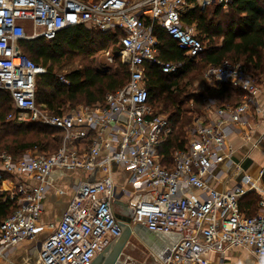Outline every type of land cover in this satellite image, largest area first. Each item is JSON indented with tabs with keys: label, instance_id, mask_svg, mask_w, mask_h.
<instances>
[{
	"label": "built area",
	"instance_id": "1",
	"mask_svg": "<svg viewBox=\"0 0 264 264\" xmlns=\"http://www.w3.org/2000/svg\"><path fill=\"white\" fill-rule=\"evenodd\" d=\"M200 7L227 8L234 0H194ZM188 0H0V89L11 98L6 119L36 123L60 131L52 152L29 149L12 157L0 150V179L13 180L9 214L0 220V264L22 241L43 228V200L56 170L84 171L87 180L73 186V195L57 224L46 226L36 264H91L121 233L114 201L125 200L124 216L159 233H178L179 239L160 255L161 264H214L210 254L232 248L247 249L256 264H264V189L244 176L248 186L218 189L211 184L222 175L221 164L231 158L229 137H251L249 107L264 96V72L254 74L241 63L223 60L206 68L205 80L226 83L241 91L236 105L209 101L214 117H194L185 127V145L171 155V165L157 153L171 132L165 113L149 102L148 68L176 76L183 60L161 58V42L154 28L163 30L183 56L197 58L206 44L182 16L194 4ZM83 25L118 35V55L128 66V80L107 92L102 104L80 105L61 114L35 101L36 77L46 68L26 56L23 40L53 39L64 28ZM59 80L68 84L63 76ZM258 113L261 108L255 107ZM117 167L128 172L121 181ZM6 174L8 177H4ZM33 180L30 185L20 178ZM264 175V168L259 171ZM10 177V179H9ZM12 177V179H11ZM249 192L258 195L257 211L240 210ZM58 193H62L59 189Z\"/></svg>",
	"mask_w": 264,
	"mask_h": 264
},
{
	"label": "trees",
	"instance_id": "2",
	"mask_svg": "<svg viewBox=\"0 0 264 264\" xmlns=\"http://www.w3.org/2000/svg\"><path fill=\"white\" fill-rule=\"evenodd\" d=\"M182 22L194 25L196 36L206 43L205 50L194 59L183 56L176 43L163 30L155 27L154 33L161 42V58L183 60L185 67L173 77L164 75L155 67H149L146 82L150 104L156 111L165 113L170 121L171 132L157 150L161 161L169 166L172 153L185 145L184 128L192 119L186 109L190 99L202 105L208 97H214L221 102L231 100L232 105H236L241 98V91L226 83H218L217 89L207 87L205 91L189 94L183 87H179V79H184L192 71L218 65L223 60L241 63L256 75L264 72V0H234L226 11L215 4L200 7L194 1L183 14ZM110 44L115 57L113 67H96L86 62L62 75L67 85L59 80L56 66L63 59L67 60L74 55L89 58ZM20 47L26 56L46 68L45 73L36 77L35 101L44 104L52 113L61 114L79 104H102L107 92L122 87L128 80V66L120 61L118 55L120 46L117 33L75 25L62 29L50 40H23ZM233 94L236 97L234 100L231 99ZM10 105L9 92L0 89V150L18 157L32 148L51 152L58 148L59 130L36 123L18 125L7 120ZM247 195L250 197L240 203L239 208L241 210L246 207V211H241L253 215L257 210L255 193L249 192ZM10 205L11 202L8 199L2 200L0 195V220L9 214ZM251 207L253 210H249Z\"/></svg>",
	"mask_w": 264,
	"mask_h": 264
},
{
	"label": "crops",
	"instance_id": "3",
	"mask_svg": "<svg viewBox=\"0 0 264 264\" xmlns=\"http://www.w3.org/2000/svg\"><path fill=\"white\" fill-rule=\"evenodd\" d=\"M191 26H193L194 28V25ZM218 83L219 82L208 84L207 87L210 89H217ZM233 96L234 97H231V99H236L234 94ZM209 101H213L220 106L232 105L231 100L221 102L220 99L214 97H208L202 105L196 104L193 99H190L188 102L191 108L188 113L192 114V119L194 117H198V119L206 120L209 118L211 119L215 116L213 107L209 106ZM239 101L240 99L238 100V102ZM256 106H258V108H261L262 112L258 113L255 108ZM249 112V129L251 131V137L248 141L243 140L242 137L237 134H233L229 137V143L232 148L231 158L225 163L221 164L220 168L222 175L219 178L218 182L216 180L211 182V184L216 185L218 189L232 188L238 184L245 185L246 183L244 181V176H249L250 180L258 184L262 190L264 189V175H259V171L264 168L263 95H257L256 103L250 105ZM3 176L8 177V175L6 174H4ZM20 178L25 180L30 185L34 184L33 180L27 179L24 175H20ZM75 178L76 177L74 174L68 175L56 170L49 177L51 186L45 194V198L43 200V211L41 216V224L43 225V227L46 228V226L49 224H57L59 222L63 212L65 211L69 201L72 198V189L73 186L76 185ZM13 183V180H10L8 182L7 180H5V178L0 179V195L2 200L8 199L9 192H6L4 190L10 186V189H12ZM245 186H248V184H246ZM59 189L62 190V193H58ZM254 193L257 202L258 194L256 192ZM249 197L250 195H247L246 197L244 196L240 203L242 204V202L244 200H247ZM124 202V199L117 202L122 215H125V207L123 204ZM251 209L252 207L249 210ZM256 209L257 208H255V210ZM241 210L246 211L247 208L245 207ZM135 237H137L136 240H129L123 250L122 257L125 261V264H161L162 261L160 259V255L165 249V242L155 238L146 243L140 237ZM39 243L40 242H37L35 238L20 242L11 251L9 261L3 262L2 264H36L38 256L37 249ZM209 257L212 259L214 264H256V260L253 255L247 249L241 247L232 248L222 254H210Z\"/></svg>",
	"mask_w": 264,
	"mask_h": 264
},
{
	"label": "rangeland",
	"instance_id": "4",
	"mask_svg": "<svg viewBox=\"0 0 264 264\" xmlns=\"http://www.w3.org/2000/svg\"><path fill=\"white\" fill-rule=\"evenodd\" d=\"M209 5L213 6V4H209ZM209 5H205V6H209ZM223 9L226 11L228 9V7L227 8H223ZM194 32L196 33L195 27H194ZM120 61H121V59H120ZM86 62H90L92 65H94L96 67H103V68H105V67H113V65L115 64V57H114V54H113L112 45L110 44L104 50L96 51L89 58L83 57L82 55H74V56H72L71 58H69L67 60L63 59L62 62L60 63V65L58 67L56 66L57 75L58 76H62L67 71L76 69V68L80 67L81 64H85ZM206 68L207 67L202 68L200 71L199 70L198 71H192L187 77L185 76L184 79L183 78L179 79V81H178L179 87H183L184 91L186 93H189V94H195V93H198L200 91H205V89L207 88V85L209 84L205 80L206 79L205 78ZM2 90H4V89H2ZM80 105H83V104H79V105L75 106L74 108H77ZM186 105H187L186 109L190 111L191 106H189L190 105L189 102ZM11 108H12V106L10 105L9 112L11 111ZM187 115L190 117L192 114L187 112ZM36 149H37L38 152H46V153L47 152H51V151H48V150L40 151L38 148H36ZM116 170L119 171V176L122 179L121 181H118L117 176L114 175V180H115L116 184L118 186H125V187L129 188V185L126 183L128 172L125 169L121 168V167H117ZM62 173L68 174V175L74 174L75 177H76L75 178V183L76 184L79 181L87 180V177H88V174L85 173L84 171H81V170H79V171H64ZM255 203H256V201H255ZM47 233H48V230L45 227L39 229L37 231L36 235H35L36 241L37 242H41V240H43L45 238ZM136 238L137 237L132 236L130 238V240L131 239L132 240H136Z\"/></svg>",
	"mask_w": 264,
	"mask_h": 264
},
{
	"label": "water",
	"instance_id": "5",
	"mask_svg": "<svg viewBox=\"0 0 264 264\" xmlns=\"http://www.w3.org/2000/svg\"><path fill=\"white\" fill-rule=\"evenodd\" d=\"M114 204H117V202L114 201ZM123 204L126 206V203ZM114 215L121 228V233L113 243L108 245L93 259L91 264H125L122 257L123 250L132 236H138L146 243L155 238L160 239L166 244L163 251L168 250L180 237L178 233L163 234L150 231L142 224H131L129 216H124L118 212H114Z\"/></svg>",
	"mask_w": 264,
	"mask_h": 264
}]
</instances>
